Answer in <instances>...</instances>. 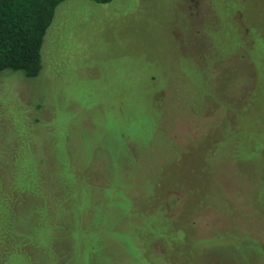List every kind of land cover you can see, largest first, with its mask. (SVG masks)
Returning a JSON list of instances; mask_svg holds the SVG:
<instances>
[{
	"label": "rangeland",
	"instance_id": "374dc122",
	"mask_svg": "<svg viewBox=\"0 0 264 264\" xmlns=\"http://www.w3.org/2000/svg\"><path fill=\"white\" fill-rule=\"evenodd\" d=\"M42 58L0 75V264H264V0H67Z\"/></svg>",
	"mask_w": 264,
	"mask_h": 264
},
{
	"label": "trees",
	"instance_id": "16d2710c",
	"mask_svg": "<svg viewBox=\"0 0 264 264\" xmlns=\"http://www.w3.org/2000/svg\"><path fill=\"white\" fill-rule=\"evenodd\" d=\"M65 1L0 0V75L6 71L21 73L27 79L41 75L44 39L57 8ZM91 1L108 4L113 0ZM22 236L19 232L13 235L16 239Z\"/></svg>",
	"mask_w": 264,
	"mask_h": 264
}]
</instances>
